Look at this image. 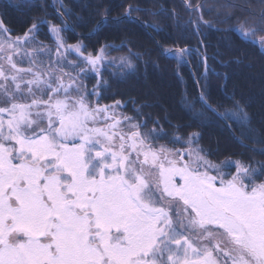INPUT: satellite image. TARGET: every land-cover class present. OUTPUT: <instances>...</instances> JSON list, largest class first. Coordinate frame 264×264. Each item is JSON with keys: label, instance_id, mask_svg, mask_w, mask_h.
Returning a JSON list of instances; mask_svg holds the SVG:
<instances>
[{"label": "snow or ice", "instance_id": "obj_1", "mask_svg": "<svg viewBox=\"0 0 264 264\" xmlns=\"http://www.w3.org/2000/svg\"><path fill=\"white\" fill-rule=\"evenodd\" d=\"M77 5L0 0V264H264V118L258 130L229 87L244 53L209 52L204 31L238 33L264 56V0L188 2L187 19L159 4L122 3L115 15L104 0ZM11 9L27 12L20 29ZM213 12L238 23L216 28L203 19ZM145 16H166L173 30ZM129 25L154 47L127 33L90 42ZM161 58L175 61L182 115L159 97L116 99L123 70L159 69ZM117 60L122 71L106 78ZM218 132L234 144L222 147Z\"/></svg>", "mask_w": 264, "mask_h": 264}, {"label": "trees", "instance_id": "obj_2", "mask_svg": "<svg viewBox=\"0 0 264 264\" xmlns=\"http://www.w3.org/2000/svg\"><path fill=\"white\" fill-rule=\"evenodd\" d=\"M105 3H111L115 6L114 15L121 12L123 9L119 7V5L123 4H135L140 3L141 6L147 7H155L157 4L163 5L168 10H175L180 13L182 17L187 19L189 13L185 12L183 4L191 2L192 4L200 3V0H151V2H147V0H104ZM242 2V0H241ZM51 3V0H49ZM65 3L71 5L77 11H79V7L77 5V0H65ZM207 3L211 6L216 3V0H207ZM252 7H258L257 0H250ZM49 12H52L53 9L49 8ZM240 9H233L232 12L234 14H239ZM143 15V14H140ZM51 19V17H49ZM145 19H156L162 25L167 28V31H172L173 29L168 26V20L166 16L161 17H150L145 16ZM27 19L26 10H17L11 9L9 12V20L10 25L15 28H21L24 20ZM204 20L210 21L215 24L216 28H230L234 24L238 23L236 19L228 20L225 23L221 21L224 19L223 16L217 15L215 12L212 14L205 13L203 16ZM91 27V26H89ZM78 31H87V29H78ZM207 35L205 37V42L209 45V52L215 51V46H219L220 49L227 50L229 44L232 45V50L235 55H240L241 52L246 56L245 63L242 65H233L232 67V78L229 81V87L235 86L236 91L238 93L237 98H240V95H243V98L247 100L249 104V112L254 116V126L257 127L258 130L261 129L260 120L264 118V56H262L260 52L259 43L255 45L251 43H245L242 41V38L238 33L232 32H219L215 31V29H205L204 30ZM133 35L136 43L141 46L154 47L148 37L144 34V32L135 26L129 25L128 28L122 29L120 31L109 30L102 33L99 36H92L90 38V42H96L98 40H103L106 36L114 40L116 44H119L123 39L125 34ZM264 36V33H257L255 39L257 41ZM162 38V37H161ZM79 37L73 36V38L69 42H76ZM191 43L195 45L197 43L196 37L193 36L191 39ZM111 57H122L127 55V49H120L118 51H112L109 53ZM156 53H153V58H155ZM145 59H148L145 57ZM251 63L253 66L251 68L246 67L248 63ZM133 63H137L135 60ZM175 61L170 59H160V68H154L151 63L144 67L143 64L139 65L138 70L135 73H132L130 69H126V74L128 75V79L126 83H121L118 85L119 90L123 95H118L121 97L133 96L137 97L141 100L149 99L155 100L157 97L160 98L161 103L166 105L171 112L175 115H182L183 109L181 107V89L183 85L177 81L174 73H173V65ZM120 61L117 60L115 66L109 68L108 71H105L104 76L106 78L111 79L112 77L109 73H120L122 69L119 67ZM193 66L195 67V63L193 62ZM218 70L220 69L219 65L216 66ZM185 79L187 80V87L189 89V93L192 97H195L196 87L192 83L191 76L189 75V70L187 67L182 68ZM197 72L201 71V69H196ZM217 81L213 78V83L215 84ZM222 83V81H220ZM197 108L200 107L199 104L196 105ZM146 112L158 113L161 111L159 107L157 108H146ZM217 137L221 140V146H230L234 144L228 134L226 133H215ZM208 139L204 141V143H208ZM213 147H215V142H212ZM238 149V146H237ZM240 150V149H238ZM231 152V148H229ZM239 159V157H234ZM215 159V158H213ZM223 159V157H221ZM264 159V157H263ZM259 180V178H258Z\"/></svg>", "mask_w": 264, "mask_h": 264}, {"label": "flooded vegetation", "instance_id": "obj_3", "mask_svg": "<svg viewBox=\"0 0 264 264\" xmlns=\"http://www.w3.org/2000/svg\"><path fill=\"white\" fill-rule=\"evenodd\" d=\"M9 26H11V25H9ZM13 27V26H12ZM19 29V28H18ZM41 39H45V42L46 43H52V41L50 40V39H46L45 37H41ZM69 43H75V42H69ZM72 58L73 59H75V54H73V56H72ZM104 74H105V72H104ZM94 81H89V86H91V83H93ZM128 97H121V96H119L118 97V95L116 96V99H127ZM102 103H111V100L110 99H105L104 101H102ZM124 111L128 114V115H133V112H132V108H131V106H129L128 108H126V109H124ZM258 158H261V159H263V157H258ZM258 182H259V180H258Z\"/></svg>", "mask_w": 264, "mask_h": 264}]
</instances>
